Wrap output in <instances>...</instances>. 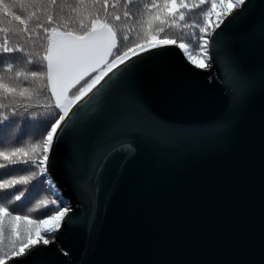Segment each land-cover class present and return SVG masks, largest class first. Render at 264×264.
<instances>
[{
	"label": "snow or ice",
	"instance_id": "obj_1",
	"mask_svg": "<svg viewBox=\"0 0 264 264\" xmlns=\"http://www.w3.org/2000/svg\"><path fill=\"white\" fill-rule=\"evenodd\" d=\"M175 56L191 73L183 81ZM0 58V264L68 256L62 238L76 228L91 247L106 185L123 188L116 216L134 219L150 189L186 169L214 171L228 228L166 241L118 228V245L170 255L115 264H264V0H0ZM199 76L227 97L214 119L182 115ZM158 81L176 88L159 106ZM34 122L43 131L22 143Z\"/></svg>",
	"mask_w": 264,
	"mask_h": 264
},
{
	"label": "water",
	"instance_id": "obj_2",
	"mask_svg": "<svg viewBox=\"0 0 264 264\" xmlns=\"http://www.w3.org/2000/svg\"><path fill=\"white\" fill-rule=\"evenodd\" d=\"M172 63L183 69L177 75L178 81L191 76L179 56L173 57ZM194 79L200 82L203 91L182 115L194 120L218 117L227 105L222 89L218 85L207 86L203 76ZM154 86L157 92L151 99L158 106L176 91L175 85L168 81H158ZM259 99L258 93L256 103ZM61 182L65 188L64 195L70 199L71 190L67 188L66 181ZM123 195V188L113 192L106 185L100 197V222L94 244L90 247L92 242L86 231L72 229L64 235L61 243L68 256L54 250L48 257L49 264H115L117 261L160 259L170 255L169 250L161 246L118 245V228L130 231L143 240L166 241L170 237L214 235L226 230L230 224L227 194L218 190L216 176L211 169L200 175L191 169L173 173L168 183L155 186L146 193L136 208L134 219H129L126 211L116 216L114 209L122 202ZM109 197L111 206L105 202ZM175 255H182V251L177 250Z\"/></svg>",
	"mask_w": 264,
	"mask_h": 264
},
{
	"label": "trees",
	"instance_id": "obj_3",
	"mask_svg": "<svg viewBox=\"0 0 264 264\" xmlns=\"http://www.w3.org/2000/svg\"><path fill=\"white\" fill-rule=\"evenodd\" d=\"M170 35L174 36V37H184L186 42L191 43L192 42V38L191 36L187 33V32H181L178 30H174L170 33ZM20 55V54H17ZM9 62H15L13 61H9ZM5 61L3 58H0V68L3 67ZM32 70H41V66L39 63H36L34 65L30 66ZM34 111H37L40 113V118L42 119L44 117V115H46L45 110L43 108H39V109H34ZM43 131L42 125L39 124L38 122H34L33 124H22L21 125V133H20V140L21 142H26L32 139H38L40 133ZM47 188V185H45V189ZM44 195H49V193H47L46 191L43 193ZM31 205H26L22 210H21V214H26L27 213V208L30 207ZM33 217H39L40 216V212H36V213H32L31 214Z\"/></svg>",
	"mask_w": 264,
	"mask_h": 264
}]
</instances>
